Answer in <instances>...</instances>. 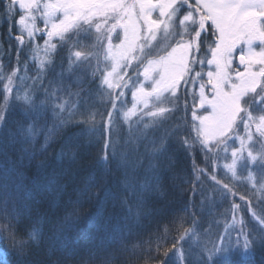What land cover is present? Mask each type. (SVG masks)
<instances>
[{"label": "snow or ice", "instance_id": "obj_1", "mask_svg": "<svg viewBox=\"0 0 264 264\" xmlns=\"http://www.w3.org/2000/svg\"><path fill=\"white\" fill-rule=\"evenodd\" d=\"M12 5H17L18 30L29 38L25 42L9 32L23 44L19 51L26 56L25 49L39 50L34 40L44 38L45 56L51 54L52 58L41 66L47 63L49 71H54L58 58L62 68L67 64L66 71L75 76L77 84L87 82L88 86L73 91L64 72L46 83L45 76L23 77L16 70L0 74L3 210L17 203L26 209L34 200L33 193L25 190L20 164L10 154L31 158L27 146L39 135L43 134L47 145L65 131L69 132L64 137L67 151L62 149L60 156H67L71 163L89 148L100 146L102 155L96 165L102 182L89 176L76 190L88 200L96 199L101 207L115 199L108 176L121 171L124 180L118 183H122L125 197L136 196L142 203L149 185L147 177L139 182L141 170L155 176L157 166L152 161L165 156L173 144L200 154L204 167L195 170L199 191L190 189L192 196H237L227 183L217 180L221 158H230L224 167L238 182L254 181L257 176V182L264 181V0H12L6 7L10 10ZM82 34L90 43H82ZM101 50L104 67L99 60ZM61 93L69 99H62ZM71 98L75 102L70 104ZM129 103L131 107H127ZM179 111L185 113L182 123L168 125L171 114ZM132 117H137L134 123ZM143 118H149L153 127L139 128ZM72 128L78 131L71 132ZM161 129L162 134L157 135ZM144 141L153 146L150 153H140ZM65 171L75 178L80 170ZM60 177L55 170L43 172L36 183L42 190L63 192L66 184L60 183ZM259 191L264 193V182ZM238 198L241 203L231 204L233 216L227 231L194 249L185 247L183 235L179 246L160 242L151 250V260L154 264H213L236 245L245 250L264 246V208L257 213L247 195ZM12 211L13 221L18 220L16 208ZM241 212L250 213L256 222L242 216L238 219ZM68 223L66 218L57 232ZM27 235L29 240L16 241L14 249L21 264L32 245L40 243L39 229ZM3 238L15 239L12 233ZM67 247L61 244V248Z\"/></svg>", "mask_w": 264, "mask_h": 264}, {"label": "trees", "instance_id": "obj_2", "mask_svg": "<svg viewBox=\"0 0 264 264\" xmlns=\"http://www.w3.org/2000/svg\"><path fill=\"white\" fill-rule=\"evenodd\" d=\"M5 5L3 0V3H0V74L4 71L16 70L23 77L45 76L46 83L47 79L55 74L64 72L65 82L73 85V91L78 87L86 88L87 82L82 85L77 84L75 76L67 73V64L65 63L62 68L58 58L54 71H49L47 63L42 67V61L52 58L51 54L45 58V55L37 50L25 49L26 56L19 51L23 48V44L11 37L22 36L25 42L29 38L19 31L15 24L16 7H14L15 11H12L13 8L9 10ZM82 43H90L83 38V34ZM57 47L59 48V44ZM100 54L101 67H104ZM31 82L29 79L28 83ZM61 96L62 99H69L62 93ZM73 102L75 98L69 100L70 104ZM64 115L67 117L68 114ZM184 116L183 111L171 114L168 125L182 123L181 117ZM75 119L80 117L76 116ZM47 126L51 128V119ZM146 126L150 129L153 123L151 126L147 125V121L139 123L141 129ZM70 131L76 132L78 129L72 128ZM125 131H127L126 124ZM162 132L163 129L157 135H161ZM241 133L243 135L242 130ZM68 134V131L60 133L47 145L43 134L39 135L27 146L29 152L33 154L31 158L24 155L21 159L22 154L18 152L10 154V158L20 164L19 170L25 174V190L33 193L34 200L29 201L26 209L19 203L10 204L6 211L0 206V264H21L14 251L18 247L16 241L29 240L27 234L33 229L40 230V243L32 245L24 264H53L56 260H60L61 264H154L150 258L153 254L151 250L160 242L166 241L168 246L177 243L179 246L180 237L183 235L185 238L198 226L207 228L206 232L217 233L220 227L229 221L231 204L241 203L239 196L247 195L252 201L253 210L257 213L264 208V204L260 203L261 199H264V193L259 191L261 182L264 181L257 182L260 181V177L257 176L253 183L250 181L240 183L237 177L227 176L223 171L226 164L223 158L218 161L220 167L215 173L217 180L227 183L237 196L229 195L224 199L219 193L215 197L208 198L203 194L190 195V189L197 188L196 179L199 173L195 170L204 165L199 153L192 150L184 151L175 144L165 156L152 161L157 166L155 176L141 170L139 182L144 183L147 177L149 185L142 203L136 196L125 197L122 183H118L124 180L121 171L108 176V186L112 189L115 199L110 198L101 207L96 199L88 200L80 196L76 190L83 186L89 176L100 181L101 172L96 165L98 156L102 155L100 146L89 148L71 163L67 156H60L62 149L67 151L64 137ZM149 135L151 136V133ZM152 147L150 143L144 141L140 144L139 151L142 154L150 153ZM146 166L147 158H145ZM67 169L80 171L73 178L70 172L65 171ZM53 170L61 173L60 183L66 184L63 192L42 190L37 186V177L43 172L50 173ZM190 176L191 183H189ZM203 189L205 192L209 191L206 180ZM197 190L199 191V188ZM93 191L100 189L94 188ZM137 192L139 193V189ZM122 199H126L127 203H121ZM13 207L19 213V218L15 221L12 219ZM241 215L245 220L256 222L248 212H241ZM66 218L70 223L57 232V229L65 224ZM10 223L12 227H9ZM185 230H188V234ZM9 233H12L15 239L3 238L9 236ZM57 235L59 239L56 238ZM61 244H66L68 247L61 248ZM213 264H264V246L254 248L250 246L247 251L233 248L227 255L222 254L215 258Z\"/></svg>", "mask_w": 264, "mask_h": 264}, {"label": "rangeland", "instance_id": "obj_3", "mask_svg": "<svg viewBox=\"0 0 264 264\" xmlns=\"http://www.w3.org/2000/svg\"><path fill=\"white\" fill-rule=\"evenodd\" d=\"M11 2H12V0H5V3H6V5H5V7L7 6V5H10L11 4ZM14 7H17V5H12V7L11 8H13V9H11L12 11H15L14 10ZM8 8V7H7ZM37 26L38 27H43V24L40 22V21H37ZM20 31V30H19ZM22 32V31H21ZM24 35H26V37H28L27 36V34L25 33V32H22ZM115 42V41H114ZM53 43H56V41L55 40H53ZM36 45H38L39 46V50H37V51H39V52H41L42 54H43V56L45 55V52H44V38H40V37H37L35 40H34V47L36 46ZM101 52H102V54H100L101 56H102V58H103V60H104V56H103V51L101 50ZM50 55V54H49ZM45 58H46V56H44ZM197 70H199V69H197ZM128 100L130 101V99H131V97H130V94H128ZM163 106H165V107H169V105H167V104H165V105H163ZM127 107H131V103H129L128 105H127ZM187 115H190V113H188ZM189 119H190V117H188ZM137 120V117H132V121L131 122H135ZM146 122L147 121V125L148 126H151V124L153 123L149 118H143L142 120H141V122ZM125 124H126V126L128 127V122H125ZM240 134L242 135V133L240 132ZM224 161L226 162V164L227 163H230V158L229 159H224ZM225 164V165H226ZM224 165V166H225ZM223 171L225 172V174L227 175V176H230V175H232L230 172H228L227 171V169L224 167L223 168ZM250 182H254V181H250ZM232 216H233V213L232 212H230V218L228 217V214L226 215V218L228 219L229 218V221H227L226 223H224L223 225L224 226H221L220 227V229L218 230V232L217 233H214V232H206L207 230V228H201V226H198V228H194V229H192L191 231H190V233L185 237V240L187 241V243L185 244V247H187V248H189V249H194V248H197V247H199L200 246V244H203L205 241H207V240H210V239H215L216 238V236H217V234L218 233H223V232H225V231H227L230 227H231V221H232ZM240 216H242L241 215V213H240V215L237 217L238 219L240 218ZM253 219V218H252ZM254 220V219H253ZM195 232V235H191V232ZM205 234H207V235H205ZM197 242H199V244L197 243ZM234 248H237L238 250H244V251H247V250H245L242 246H240V245H236ZM233 249V248H232ZM195 258H196V252L195 251H193V259L195 260Z\"/></svg>", "mask_w": 264, "mask_h": 264}]
</instances>
